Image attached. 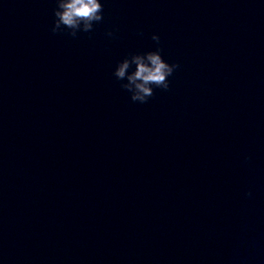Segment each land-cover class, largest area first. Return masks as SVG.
I'll list each match as a JSON object with an SVG mask.
<instances>
[{
	"label": "water",
	"instance_id": "water-1",
	"mask_svg": "<svg viewBox=\"0 0 264 264\" xmlns=\"http://www.w3.org/2000/svg\"><path fill=\"white\" fill-rule=\"evenodd\" d=\"M103 5L72 36L0 0V264H264V0ZM157 48L134 102L115 68Z\"/></svg>",
	"mask_w": 264,
	"mask_h": 264
},
{
	"label": "clouds",
	"instance_id": "clouds-1",
	"mask_svg": "<svg viewBox=\"0 0 264 264\" xmlns=\"http://www.w3.org/2000/svg\"><path fill=\"white\" fill-rule=\"evenodd\" d=\"M103 0H56L54 10L53 33L64 29L70 30L69 34L77 35V30L89 32L94 22L103 18ZM112 35L111 32L108 33ZM152 40L159 41V35L152 34ZM135 64V69L128 72L130 65ZM178 67L163 57L159 48L144 54L134 55L131 60L125 58L115 68L114 75L117 79L127 76V84L123 88L131 92V100L144 103L154 93V88L167 90L168 77Z\"/></svg>",
	"mask_w": 264,
	"mask_h": 264
}]
</instances>
